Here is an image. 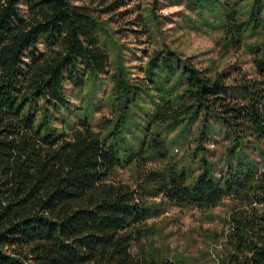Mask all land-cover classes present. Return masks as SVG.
Returning a JSON list of instances; mask_svg holds the SVG:
<instances>
[{"label": "trees", "instance_id": "16d2710c", "mask_svg": "<svg viewBox=\"0 0 264 264\" xmlns=\"http://www.w3.org/2000/svg\"><path fill=\"white\" fill-rule=\"evenodd\" d=\"M185 2L228 47H246L251 79L166 50L149 56L135 81L122 64L111 71L96 10L71 0H0V264H177L159 249L132 252L154 231L147 221L158 210L144 196L202 211L233 199L230 249L219 264H264V0ZM212 5L225 9L210 21ZM102 76L112 84L111 116L95 131L89 105L72 121L66 84L82 89ZM145 94L153 110L129 127ZM195 125L197 172L167 162L138 190L116 181L118 169L141 158L166 161L169 133L191 134ZM221 133L227 170L217 176L204 144Z\"/></svg>", "mask_w": 264, "mask_h": 264}, {"label": "rangeland", "instance_id": "374dc122", "mask_svg": "<svg viewBox=\"0 0 264 264\" xmlns=\"http://www.w3.org/2000/svg\"><path fill=\"white\" fill-rule=\"evenodd\" d=\"M75 5L96 10L103 28L99 29L102 47L110 57L111 71L122 64L130 77L144 79V69L149 56L156 51H175L184 60L190 61L200 69L213 73H231V76L251 79L254 76L252 57L245 46L228 47L221 31L206 27L204 19L188 8L185 0H71ZM206 10L205 17L212 21L220 17L224 9L212 5ZM220 8H219V7ZM213 18V19H212ZM112 84L108 76L89 80L82 89L66 84V95L71 102L72 121L82 117L84 111L95 131H99L101 120L111 116L107 98ZM106 98V100H105ZM153 98L143 95L131 117V125L139 127L147 120V112L153 110ZM62 114H68L62 110ZM61 117V115H57ZM59 126V122L56 123ZM132 130L137 131L135 127ZM197 125L191 134H181L179 129L172 131L165 138L169 149L166 161L148 162L140 159L131 165L118 169L116 181L127 184L132 190H138V183L150 170H158L167 162H177L180 166L197 172L198 158L193 155L198 137ZM155 131L152 129L150 135ZM139 134V132H137ZM131 140L134 135H129ZM133 141V140H132ZM134 142V141H133ZM223 134H217L205 142L207 159L217 164V176L226 172L227 167L221 158L227 148ZM262 148L264 145H261ZM261 170L264 167L261 165ZM142 192V191H140ZM147 204L156 207L157 214L147 221V226H154L148 240H142L133 246L132 252H152L159 249L164 256L177 264H219L229 251L227 243L229 219L232 207L237 203L227 197L219 206L208 211L195 207H178L163 196H144ZM152 243V246H150Z\"/></svg>", "mask_w": 264, "mask_h": 264}]
</instances>
